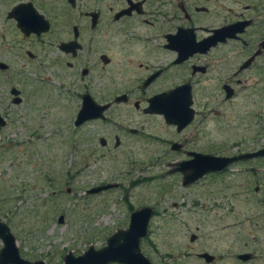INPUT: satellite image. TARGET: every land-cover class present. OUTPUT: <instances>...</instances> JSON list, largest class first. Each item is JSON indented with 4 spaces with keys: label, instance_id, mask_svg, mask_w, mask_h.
<instances>
[{
    "label": "rangeland",
    "instance_id": "1",
    "mask_svg": "<svg viewBox=\"0 0 264 264\" xmlns=\"http://www.w3.org/2000/svg\"><path fill=\"white\" fill-rule=\"evenodd\" d=\"M7 30L0 22V62L9 66L0 69V113L7 123L0 127V216L22 258L64 264L70 252L100 250L115 232L128 229L132 212L152 207L155 216L140 245L152 264H207L198 257L205 252L216 257L212 264H264V157L185 187L181 173H168L185 156L163 143L126 132L121 148L104 151L100 134L111 137L113 126L92 121L76 129L81 102L59 92L64 73L51 66L49 40L42 46L11 32L5 42ZM27 51L39 57L31 59ZM12 88L21 91L22 104L12 103ZM259 109L260 135L251 105V117L208 122L216 142L211 154L231 157L263 147L264 104ZM131 110L119 108L124 116ZM153 123L154 136L169 137ZM108 184L118 187L88 194ZM192 234L198 236L194 243ZM243 253L254 259L239 260Z\"/></svg>",
    "mask_w": 264,
    "mask_h": 264
},
{
    "label": "flooded vegetation",
    "instance_id": "2",
    "mask_svg": "<svg viewBox=\"0 0 264 264\" xmlns=\"http://www.w3.org/2000/svg\"><path fill=\"white\" fill-rule=\"evenodd\" d=\"M30 15L43 17L48 29L41 35L28 36L19 28ZM0 22L8 28L5 42L11 32L42 46L49 40L51 66L64 73L58 90L80 100L79 112L84 102L107 106L101 118L78 127V112L74 122L76 129L92 121L112 125L111 137H99L104 151L121 148L127 132L184 155L172 169L195 155L216 156L206 124L251 117L249 105L257 109L252 125L261 134L264 0H0ZM120 107L132 108L131 113L122 115ZM169 108L184 116L190 111L191 122L179 130L167 120ZM153 122L169 137L154 136Z\"/></svg>",
    "mask_w": 264,
    "mask_h": 264
},
{
    "label": "water",
    "instance_id": "3",
    "mask_svg": "<svg viewBox=\"0 0 264 264\" xmlns=\"http://www.w3.org/2000/svg\"><path fill=\"white\" fill-rule=\"evenodd\" d=\"M75 1V0H72ZM28 17L24 18L19 23V28L26 34L31 35L35 33L41 35L44 29H48L44 25L43 17ZM9 66L0 62V69L8 70ZM14 96L13 104L19 105L23 102L21 92L17 88L11 90ZM107 106L100 107L84 102L81 108L78 119L75 122L76 126H80L87 121L101 118ZM170 109V110H169ZM164 112L167 120L179 126L182 130L187 126L191 120L192 115L190 111L188 116H184L182 112L178 115L169 108ZM185 110V108H181ZM176 112V113H175ZM183 115V116H182ZM187 118V119H186ZM6 120L0 113V127L6 126ZM194 160L184 162L177 165L176 168L170 170L169 174L181 173L183 175V185L185 187L199 182L201 179L209 174L223 173L232 165L264 157V149L249 154L239 156H209V155H195ZM118 184H108L100 186L88 191V194H99L112 188H117ZM258 190V189H257ZM256 190V191H257ZM70 192V190H68ZM154 209L151 207H143L131 214L130 224L127 230H119L109 237L107 245L100 250L90 247L84 254L75 256L72 252L68 253L64 258V264H152L151 261L142 253L141 241L149 234L150 220L154 217ZM60 223L64 222V216H60ZM198 236L193 234L191 242H196ZM0 240L3 243V248L0 250V264H45L44 261L38 260L31 262L22 258L19 246L15 235L12 233L10 227L0 216ZM207 264L215 261L216 257L210 253H201L199 255ZM243 262H248L254 258L251 253H243L237 256Z\"/></svg>",
    "mask_w": 264,
    "mask_h": 264
}]
</instances>
